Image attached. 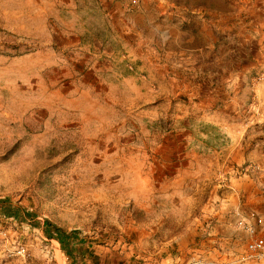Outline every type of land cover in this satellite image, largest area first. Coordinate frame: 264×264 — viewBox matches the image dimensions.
<instances>
[{
  "label": "rangeland",
  "instance_id": "obj_1",
  "mask_svg": "<svg viewBox=\"0 0 264 264\" xmlns=\"http://www.w3.org/2000/svg\"><path fill=\"white\" fill-rule=\"evenodd\" d=\"M207 73L238 138L203 124ZM262 170L264 0H0V264H264L205 211Z\"/></svg>",
  "mask_w": 264,
  "mask_h": 264
},
{
  "label": "crops",
  "instance_id": "obj_2",
  "mask_svg": "<svg viewBox=\"0 0 264 264\" xmlns=\"http://www.w3.org/2000/svg\"><path fill=\"white\" fill-rule=\"evenodd\" d=\"M202 79L205 86L203 85L204 87L199 95L202 98L201 105L204 110L203 124L207 128L212 126L215 128L218 127L219 129L223 128L227 131L230 127V130H232L234 125H231L233 117L230 115V108L234 103L233 98L229 95L226 98L228 103L219 104V97L222 94L221 81L223 79L215 73L204 74ZM168 81L175 82V79L170 77L169 72ZM222 87L224 88L225 85ZM226 93H229V91H226ZM230 98L232 99L230 100ZM230 130L228 131L230 132ZM230 135L233 137L236 135L239 136L238 130L234 134L230 132ZM202 141L203 144L212 142L210 134H203ZM256 147L257 145L255 144H239V142L233 144L231 148L232 152L230 153L231 161L237 165L244 164ZM259 174V177H230L229 183L227 182L220 191L216 190L217 193L213 195V197L215 196L213 198L215 204L208 203L205 208L206 217L213 219V222H215V232L213 233L215 238L213 240L209 239V241L212 243L216 241L219 244H229L234 241L235 236L243 234V237L246 239V244L250 237L248 232L243 228L248 225L254 228L258 236L264 238L257 230L258 226L262 224V219L264 220V171L262 170ZM219 187H222L221 182L219 183ZM192 235L190 237L182 236L180 238L179 244L183 249L195 242L196 238ZM197 236H201V233H197ZM198 242L202 243L203 241L201 242L198 239ZM234 242L236 243V241ZM212 243L209 242L210 246L213 245ZM211 249L212 247L209 248V250ZM217 255L219 254H214L215 257ZM156 261L161 264H184L186 258L184 256L176 257L168 255L165 259H156Z\"/></svg>",
  "mask_w": 264,
  "mask_h": 264
},
{
  "label": "bare ground",
  "instance_id": "obj_3",
  "mask_svg": "<svg viewBox=\"0 0 264 264\" xmlns=\"http://www.w3.org/2000/svg\"><path fill=\"white\" fill-rule=\"evenodd\" d=\"M245 230L250 236L255 234V230L252 226H244ZM246 251L248 252V258L257 261H264V243L256 240L248 241L246 245Z\"/></svg>",
  "mask_w": 264,
  "mask_h": 264
},
{
  "label": "trees",
  "instance_id": "obj_4",
  "mask_svg": "<svg viewBox=\"0 0 264 264\" xmlns=\"http://www.w3.org/2000/svg\"><path fill=\"white\" fill-rule=\"evenodd\" d=\"M0 203L2 205L1 211L5 212V211H7V208H10V207L7 206L9 204V201L7 199H5L3 201H0ZM45 232H46V235H48L49 237L55 239L56 241H58L63 246L65 245V240H64V238L62 236V233H63L62 230L57 229V231H56L57 233L54 234L53 232L51 233L50 230L47 227Z\"/></svg>",
  "mask_w": 264,
  "mask_h": 264
}]
</instances>
